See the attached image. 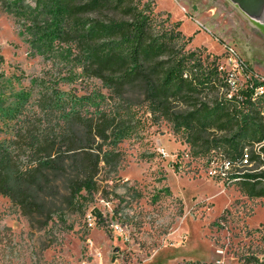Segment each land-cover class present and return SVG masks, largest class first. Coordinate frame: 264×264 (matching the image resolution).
Here are the masks:
<instances>
[{"label": "rangeland", "instance_id": "374dc122", "mask_svg": "<svg viewBox=\"0 0 264 264\" xmlns=\"http://www.w3.org/2000/svg\"><path fill=\"white\" fill-rule=\"evenodd\" d=\"M15 1L0 0V81L7 89L0 107L33 102L43 83L55 80L64 97L107 93L77 65L75 49L48 20ZM155 11L162 20L169 14V22L180 21L178 30L192 36L187 48L217 55L229 73L233 47L264 75V2L249 13L235 0H156ZM188 139L187 131L140 103L117 144L118 171L101 169L86 206L68 207L62 198L51 219L31 218L0 193V264H249L250 255L263 258L264 196L247 192L243 179L225 183L211 175L208 160L216 150L194 149ZM252 174L264 180V152L243 176Z\"/></svg>", "mask_w": 264, "mask_h": 264}, {"label": "trees", "instance_id": "16d2710c", "mask_svg": "<svg viewBox=\"0 0 264 264\" xmlns=\"http://www.w3.org/2000/svg\"><path fill=\"white\" fill-rule=\"evenodd\" d=\"M25 1L15 2L48 20L54 34L75 49L82 71L107 89L69 98L57 80L48 81L33 102L0 107V193L25 215L49 220L62 198L68 207L86 206L101 169L118 171L123 155L117 144L140 103L187 131L194 149L214 148L236 160L248 150L252 161L264 152L259 83L232 89L219 57L187 48L192 36L178 30L180 21L169 22V14L160 19L156 0H33V6ZM6 91L0 81V95ZM244 172L229 178L243 179L247 192L264 196V180L258 174L245 178ZM246 261L264 264V257Z\"/></svg>", "mask_w": 264, "mask_h": 264}, {"label": "built area", "instance_id": "2783aa9c", "mask_svg": "<svg viewBox=\"0 0 264 264\" xmlns=\"http://www.w3.org/2000/svg\"><path fill=\"white\" fill-rule=\"evenodd\" d=\"M232 48V56H227L226 60L228 64H234L235 66L230 68V73H240L244 75V85H237V80H228L232 89H239L247 85H252L253 82H258V88H264V75L255 73L248 69L246 64H243V60L237 56L236 50ZM228 79V76H227ZM264 115V112H263ZM264 144V142H262ZM210 174L214 177L222 180L225 183H229V177L231 173H239V171H246L252 166V156L248 154V150L245 154H241L239 159H232L224 157L221 153H213L208 160ZM84 264H100L96 260L86 261Z\"/></svg>", "mask_w": 264, "mask_h": 264}, {"label": "water", "instance_id": "95a60500", "mask_svg": "<svg viewBox=\"0 0 264 264\" xmlns=\"http://www.w3.org/2000/svg\"><path fill=\"white\" fill-rule=\"evenodd\" d=\"M235 1H237L241 5V7L249 13L258 12L261 4L264 2V0H235Z\"/></svg>", "mask_w": 264, "mask_h": 264}, {"label": "bare ground", "instance_id": "6f19581e", "mask_svg": "<svg viewBox=\"0 0 264 264\" xmlns=\"http://www.w3.org/2000/svg\"><path fill=\"white\" fill-rule=\"evenodd\" d=\"M228 56H232V48L231 47L228 48ZM235 76L236 75L234 73H229V80H237V83L239 84V82H238L239 80L236 79ZM258 92L259 93H263L264 92V88H258ZM248 154H249V152H248Z\"/></svg>", "mask_w": 264, "mask_h": 264}]
</instances>
